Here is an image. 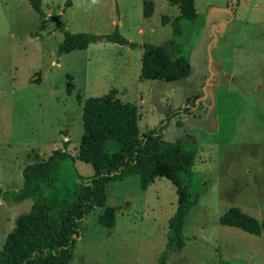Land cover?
Wrapping results in <instances>:
<instances>
[{
    "label": "rangeland",
    "instance_id": "374dc122",
    "mask_svg": "<svg viewBox=\"0 0 264 264\" xmlns=\"http://www.w3.org/2000/svg\"><path fill=\"white\" fill-rule=\"evenodd\" d=\"M41 0L39 19L27 0H0V190L15 191L24 165L66 150L58 180L92 174L77 159L83 100L107 96L137 107L140 130L162 129L165 140L184 141L195 152L196 203L183 222L184 245L165 251L161 264H264V234L221 225L218 217L237 206L264 219V0H193L203 25L188 40L189 75L176 81L139 76L142 44L171 36L163 16L177 5L149 0ZM118 32L132 43L105 40L57 53L62 31ZM197 22V23H198ZM0 198V247L16 215L28 210ZM105 205L115 209L111 227L88 213L67 264H160L169 218L176 210L174 187L156 177L141 189L137 177L106 187Z\"/></svg>",
    "mask_w": 264,
    "mask_h": 264
},
{
    "label": "trees",
    "instance_id": "16d2710c",
    "mask_svg": "<svg viewBox=\"0 0 264 264\" xmlns=\"http://www.w3.org/2000/svg\"><path fill=\"white\" fill-rule=\"evenodd\" d=\"M39 19L44 17L41 0H27ZM177 5L178 15L163 16L169 23L171 36L159 44L143 43L139 76L146 80L176 81L189 75L188 40L203 26L197 21L193 0H166ZM152 13V2L144 0L143 17ZM56 27L63 30L54 17ZM198 22V23H197ZM105 40L119 45L132 43L118 32L110 33L62 31L57 53L81 49L88 43ZM180 109L169 112L156 128L140 130L134 103L107 96H92L83 100L81 138L75 146L74 156L91 165L89 176L75 175L70 184L58 180L60 164L73 160L66 150L68 140L61 149H53L44 159L30 162L21 169L22 183L15 191L0 190V198L19 203L30 199L27 211L14 218L0 247V264H67L73 255L75 240L79 237V223L94 213L102 227H111L115 209L105 205L106 187L126 177H137L141 189L154 178H165L174 187L176 210L167 225L164 252L179 251L184 245V217L198 197L192 164L195 152L180 139L165 140L162 129L168 118ZM221 225L238 228L253 235L264 234V219L243 212L237 206L227 208L219 217Z\"/></svg>",
    "mask_w": 264,
    "mask_h": 264
}]
</instances>
